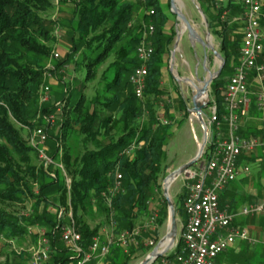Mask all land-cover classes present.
<instances>
[{"label": "trees", "instance_id": "obj_1", "mask_svg": "<svg viewBox=\"0 0 264 264\" xmlns=\"http://www.w3.org/2000/svg\"><path fill=\"white\" fill-rule=\"evenodd\" d=\"M195 1L206 16L209 27H213L218 35L220 52L225 58L219 76L210 82L209 92L208 105L214 104L220 117L223 112L222 92L238 62L241 45L239 33L232 35L229 25L235 24L231 18L235 9L240 14L241 6L238 1H228L220 7L229 11L223 21L220 20V9L215 8L212 0ZM64 2L58 0L61 8L56 11L59 13L57 19L53 20L49 17V13L56 9L52 0H0V235L9 241L15 239L18 244L29 235L35 244L38 236L27 233L28 227L43 228L49 245L56 251L47 264H62L69 259V251L62 244L59 232V227L68 222L65 218L67 211L81 234L79 244L84 249L92 238L100 236L101 227H107L116 235L132 230L141 224V218L150 215L148 203L161 188L160 181L165 176L164 151L171 133L170 124H161L155 110V100L162 93L159 87L160 70L175 36L172 27L165 28L168 16L160 2L74 0L71 11L61 15ZM263 6L264 3L260 11L264 16ZM139 9L142 10L141 20L134 15ZM55 23L66 34L68 45L62 62L73 60L74 55L79 53L78 62L85 66L84 80L93 79L95 68L108 56L112 55V59L101 71L92 97L87 99L80 90L73 101L63 99L62 120L58 121L53 133L46 131L44 148L53 163L46 168L41 162L37 164L34 161L37 152L22 137L20 128L33 127L36 118L39 123L44 122L43 116L52 112L53 106L38 102V87L43 83L44 62L56 40L52 32ZM143 24L145 28L148 24L153 26V33L146 38ZM143 38L152 45L153 52L146 67L143 95L135 98L129 77L132 69L140 64L135 52ZM260 55L264 58V43ZM234 60L236 62L229 66V62ZM108 70L110 76L106 77ZM226 71L230 72V76L223 79ZM250 83H256L253 75L247 78L248 89ZM259 85V91L263 92L264 76ZM256 105L257 99L251 97L248 112L260 119L261 111ZM142 110L146 112L145 118ZM221 127L224 136L226 127L223 122ZM238 133L240 136L241 130ZM72 135L79 138L80 146L78 154L73 157L67 145V139ZM214 135L209 138L202 160L209 158V151L214 147ZM130 147L131 151L128 150ZM255 158L240 154L237 165L242 161L251 163ZM58 163L61 169L56 165ZM116 173L121 175L122 188L112 195L111 207H108L102 192L111 187ZM65 176L70 179L68 189ZM227 189L228 186L218 195L220 208L228 203L227 200L238 202L237 198L233 200L230 197ZM186 192L183 188L174 207L182 221L185 219L182 205ZM26 202L29 208L25 212H10L1 206L4 203L23 206ZM227 206L228 210L238 213L240 205L238 208ZM60 208L63 211L58 217L57 210ZM166 217L164 209L157 213L155 224L159 227ZM249 217L253 216L240 214L231 225L237 228L252 226V218L249 221ZM95 218L98 222L90 226L89 220L94 221ZM111 219L115 221L113 227L109 226ZM158 234L156 230L151 236L154 242ZM136 242L137 245L130 243L126 252L119 244L111 243L104 263L128 264L133 254L152 248L143 246L140 236L136 237ZM179 246L180 242L165 258L174 259ZM223 253L226 254L224 264H264V242L260 238L255 245L238 241ZM10 254L11 258L6 257L0 264H28L29 253L25 250L21 249L19 253L11 251Z\"/></svg>", "mask_w": 264, "mask_h": 264}, {"label": "built area", "instance_id": "obj_2", "mask_svg": "<svg viewBox=\"0 0 264 264\" xmlns=\"http://www.w3.org/2000/svg\"><path fill=\"white\" fill-rule=\"evenodd\" d=\"M230 0H212L215 8L225 6ZM240 4L241 12L238 19L242 27L240 38V48L238 49L239 61L233 67L232 75L227 79L224 92H222L223 106L222 116L219 117L216 106L213 104L208 107V117L205 121L208 129L209 138L214 135V147L209 151V158L195 163L183 173L185 179V188L187 192L183 198L182 211L185 213V219L181 222L182 235H180V246L175 258L171 264H219L217 257L230 247L237 240H245L250 245H255L256 239L247 235L245 228H235L231 226L232 219L236 216L227 208L219 207L218 195L238 177L240 172L248 173L249 169L237 165L240 154L250 152L254 147L260 145L254 138H243L238 135V121L241 116L247 115V109L250 105V98L247 96V78L253 75L255 82L261 84L264 76V65L260 62L261 51L264 43V16L260 11L263 5L262 0H237ZM229 11L222 8V13L228 15ZM152 13V10H149ZM235 17H233L234 19ZM153 33V26L148 24L145 28L144 38ZM140 40L136 47V57L140 64L132 69L129 77V83L134 91L135 98H141L144 92L146 81V67L149 57L153 52V47L145 39ZM57 53H55V56ZM43 91L47 88L44 87ZM257 109L264 110V91L257 96ZM168 121L163 120L161 124L165 125ZM222 122L226 127V134L222 136ZM49 125V123H48ZM44 127L35 128L30 133L28 144L36 149L39 162L44 167L53 164L46 156L45 148L41 146L47 139ZM129 151L132 150L130 147ZM62 168L60 163L56 164ZM50 176L54 177L51 173ZM66 177V176H65ZM121 175H115L113 184L107 190L102 192L104 202L111 207L110 199L113 194L121 190ZM70 179L66 177L65 185L68 189ZM62 208L57 210V216L61 215ZM240 213L245 215L254 212H264V200L253 206H242ZM157 214L151 212L148 222L141 227H134L132 230L123 231L118 234H112L104 240L100 236L91 239L87 248H83L79 242L81 234L74 227V220L69 211L65 214L68 222L59 227L60 240L69 251V259L62 264H88L104 261V257L109 252V245L113 242L119 244L127 251L128 245L134 243L137 245L136 237L140 235L141 228L151 233L155 232ZM115 221L109 224L113 227ZM27 233L36 234L37 240L33 245L32 251L28 257V264H47L50 257L56 251L48 242L44 229L35 226H29ZM148 246H154L153 241H146ZM179 242L174 243L173 248L177 247ZM162 264H169L166 258L161 259Z\"/></svg>", "mask_w": 264, "mask_h": 264}, {"label": "rangeland", "instance_id": "obj_3", "mask_svg": "<svg viewBox=\"0 0 264 264\" xmlns=\"http://www.w3.org/2000/svg\"><path fill=\"white\" fill-rule=\"evenodd\" d=\"M73 1L74 0H65L64 12L61 15H64V14L66 15L68 14V12L71 11V8L74 6L72 4ZM230 1L237 2V0H230ZM159 2L164 8V10L167 12L171 20L170 27L173 28L174 33H175V36L171 43L172 45L170 46V50L167 51L165 54L166 62L164 63V65L161 67V70H160L161 80H159V87L162 90V93L155 100L156 114L158 115L161 122L163 120L168 121L167 123L170 124L169 129L171 131L170 136H168L166 140V146H165V151H164L165 163L167 166V168L165 169V176H164L165 178L167 173L170 172V170L177 168L178 167L177 165H179L181 162L183 163L186 161L188 162L190 157L193 158L196 149H198V146L201 143L202 129L200 128L197 122L198 120L195 114L190 115L188 113V110L192 107L191 97L193 96V94L195 95L194 97L196 101L200 99L198 95V90L201 89L202 87L201 85L202 79H204V77L206 76L207 71L205 72L201 68V65L203 63L201 46L195 41H193L192 39L189 40V34L185 28L182 31L180 30L182 22L177 18V16H174L169 11L170 9L169 0H159ZM174 2L177 3V5L181 8L182 13L189 19V21H191L193 26L200 33V35L202 36L201 37L202 40H205L212 45V48L214 49V51L224 59V64H225V58L224 56H222L220 52L221 48H220L219 37L218 35L214 33V28L209 27L207 23L208 22L207 18L203 14V12L200 10V6L197 3V1L195 0H174ZM52 3L54 4L56 9H54V11L49 13L50 14L49 17L53 20H56L57 17L59 16V13H57L56 11L60 9L61 6L59 5L58 0H52ZM263 3H264V0H263ZM196 4L199 6L197 9L200 11V14L196 10V7H197ZM218 9H220V7ZM263 9H264V6H263ZM221 13H222V9H220V13H219L220 20H223V21L226 20L228 15L221 14ZM141 14H142V10L140 9L134 13L135 17L139 18L140 20H141V17H140ZM227 14H229V12ZM233 17L235 18L233 19ZM238 17H239V13L235 9L234 15L231 18L232 22H234L235 24L233 26L231 25L229 26L231 28L232 35H238L239 33V40H240L241 35H242V27H241V23ZM135 22H136V19L133 20L130 26L132 27ZM144 29H145V25L143 24L142 25L143 34L145 33ZM207 30H209L210 36H207L206 34ZM52 32L53 34H55L56 40L52 43V46H51L52 49L50 51V55L44 62L45 65H44V70L42 72L43 83L40 84L38 87V95H39L38 102L40 104L53 106V109H52V112H49L48 114H45V116H43L44 122L39 123L40 121L37 120L36 118L33 121L34 123L33 127L24 126L22 129L20 128L21 130L20 133L22 134V137L27 140V142L30 141V137H31L30 133L32 132V130L35 128H39L40 126L46 128L45 133L46 131L47 133L49 132L53 133V131H55V129L58 126L57 125L58 121L62 120L61 112L64 106L63 105L64 98H68V101H73L80 90L84 93L87 99L92 97L95 91L94 87L97 86L96 84L100 79L101 71H103L107 67L108 63L112 59V55L108 56L107 59H105L102 64L98 65L97 68H95V77H93V79L91 80L86 81L84 80L85 66L78 62L80 58V55H78L79 53L74 55L73 60L62 62V60L64 59V55H66L68 51V48H67L68 45H67V40H66V34L62 33L60 29V25L55 23V26L53 27ZM55 53H57L56 56H55ZM206 57L207 59H206L205 67H208L209 71L213 73L217 72V69L221 63V58L215 57L209 49L206 50ZM238 61H239V58H238ZM235 62L236 60H234V62L230 61L228 65L230 66V64L232 65ZM105 75L106 77H109L110 70H108ZM229 76H230V72L226 71L224 73L223 79H226ZM182 77H185L187 80L193 82V85L191 86L189 82L182 80ZM256 83L249 84V89H248L249 92H247L248 98L254 97L258 99L257 96L261 92L259 91L260 85ZM246 84H247V81H246ZM194 86L195 88H197V91L195 90ZM44 87L47 88L46 95H45V91H43ZM209 92H210V83H209V90L207 92L208 99H209ZM209 102H210V99L207 102L206 107H204L201 110V114L203 115V118L205 119V121L209 114L208 113ZM198 104H200L199 101H198ZM260 111L262 115L261 117L262 121H264V110L263 111L260 110ZM142 116H144V118L146 117L145 111L142 112ZM242 117L243 116H241V118ZM247 131L251 132V129L249 128V130ZM252 133L254 134H251V137L256 138L260 143V146L257 147L258 151L264 150V145L261 146V144L264 143V136H262V134H257V132L255 131ZM251 137L249 136V138ZM78 140L79 138L74 137V135H72L69 139H67V145L71 148L70 154L72 157L78 154L79 152L80 146H79ZM44 142L41 144L43 148L45 147ZM208 143L209 142H208V136H207V145ZM37 155L34 161L37 162V164H39L40 162H39ZM201 160L202 159H200L199 161ZM250 168H251V172L255 170L253 165ZM261 168L264 170V162H262ZM183 173L181 176L177 177L176 179L169 180L170 186L168 189V197L170 200H172L174 207L177 201L176 198L178 194L182 193L183 188H185L184 184L186 181L185 179H183L184 178ZM161 182L162 180L160 181V186H161ZM162 190L163 189L161 186L159 191H156L154 193V196L150 199L148 203V211H149L148 213L150 215H151V212L153 211L156 212L157 214L159 212H162V210L164 209L167 214V202L166 200H164L161 194ZM263 198H264V183L262 184L261 189L258 190V197L255 201L260 202L261 199ZM246 199L247 198L245 197L239 198L238 202L236 203L235 202L231 203V202H228L227 200L226 202L228 203H225L224 206L230 205L233 208H238L239 205L241 204H245V206L253 204V202L251 201L252 199L250 198H248V200ZM1 206L10 212H13L16 210H18L19 212H25L29 208L28 202L24 203L23 206L19 204L13 205V206L5 205V203L1 204ZM53 211L54 210H52V212ZM174 214L176 217V228H177V235H175V240H174V243H176V241L180 242L179 237L180 235H182V227H181L182 219H181L180 214L175 213V209H174ZM150 215L141 218L142 222L139 221L141 222V224L136 225L135 227L137 226L141 227L142 224H144L145 222H148ZM251 218H252V222H251L252 226H246V225H242V226H245L249 230L250 232L249 234H251L253 238H256L258 240L260 238L261 240H264V216L260 214H254L253 217H249L247 219L249 220ZM89 221H90V226H93L94 224L98 222V218H95L94 221H91V220ZM167 222H168V214L166 217V221H164L162 225H160L159 227L156 225V228H157L156 230H158L159 234L157 235L155 242L151 236L154 235L156 230L155 232L151 233L149 231L148 232L144 231L142 230L143 228H141V233L139 235L140 241H141L140 243L143 244V246H148V244H146L145 242L153 241L155 243L154 244L155 246L157 243L156 241L160 237L165 235L167 231V228H166ZM146 232L148 235H142L143 233H146ZM100 233H101L100 240H104L106 239L108 235H110V231L107 227H101ZM166 244L167 243L165 241L163 245L161 246V248L165 247ZM33 245H34V242L32 241L29 235H27L26 240L21 242V244L20 243L18 244L15 239L9 241L4 237V235L1 234L0 235V262L6 257L8 259L11 258V254H10L11 251L19 253V251L23 249L30 254L32 251ZM154 246H152L151 250L154 248ZM172 249H174L173 246L170 250L164 253L162 257L161 256L157 257L156 260H154L151 264H162L161 259L165 258L166 255L169 254ZM147 252H145L144 250H142V252H136L135 254H133L128 264H139ZM225 255H226L225 253L219 255L217 257V261L219 263L224 264V262H226ZM166 260L168 259L166 258ZM168 262L169 264L173 263V259L168 260ZM88 264H91V263H88ZM92 264H105V263L104 261H101L100 263L93 262Z\"/></svg>", "mask_w": 264, "mask_h": 264}, {"label": "water", "instance_id": "obj_4", "mask_svg": "<svg viewBox=\"0 0 264 264\" xmlns=\"http://www.w3.org/2000/svg\"><path fill=\"white\" fill-rule=\"evenodd\" d=\"M170 2V9L169 11L174 15L177 16V18L183 22V25L185 26V29L188 31L189 34V40L192 39L196 43H198L201 48H202V57H203V63L201 65V68L203 71H207L206 76L204 79H202V87L200 90H198L199 95H203L207 100L204 104L200 105L197 104L194 100V94L191 97L192 100V107L188 110V113L195 114L197 118V122L202 129V135H201V143L198 146V149H196L194 157L189 160L188 162L182 163L180 166H178L175 169L170 170V172L167 173L166 177L162 179L161 186H162V196L164 200L167 202V214H168V222H167V231L165 235L160 237L156 242V245L152 250L147 252L142 259V261L139 264H151L158 256H163L164 253H166L168 250H170L174 244L175 240V235H177V228H176V217L174 214V204L172 200L169 199L168 197V189H169V179H176L177 177L181 176L183 172H185L186 169L189 167L193 166L196 162H198L203 154V151L207 145V135H208V130L206 128V125L204 123L205 119L203 118V115L201 114V110L206 107L207 102L209 101L207 92L209 90V83L211 82L212 79L217 78L220 74V68L224 64V59L219 56L214 49L212 48V45L208 43L205 40H202V36L200 33L197 31V29L193 26L191 21L182 13L181 8L177 5L174 0H169ZM197 5V4H196ZM199 6L197 5L196 10L200 14V11L197 9ZM207 36H210L209 30L206 31ZM209 49L212 54L215 57L221 58V63L217 69V72L213 73L209 71L208 67H205L206 65V50ZM163 241H167L168 243L164 247V249H160L161 243Z\"/></svg>", "mask_w": 264, "mask_h": 264}, {"label": "crops", "instance_id": "obj_5", "mask_svg": "<svg viewBox=\"0 0 264 264\" xmlns=\"http://www.w3.org/2000/svg\"><path fill=\"white\" fill-rule=\"evenodd\" d=\"M164 12L167 14V12L165 10H164ZM167 16H168V14H167ZM170 26H171V20L168 16V21H167V23H165V28L167 29ZM260 60L263 63L264 58L262 57ZM263 65H264V63H263ZM258 111H260V110L258 109ZM247 112H248V110H247ZM259 122H261V123H259ZM256 124H257V126H256ZM238 126H239L238 132H239V130H241L242 134L240 136L243 138H249V136L251 137V133L254 131L260 132L258 134H262V136H264L263 135L264 134V121H262V118H260V119L256 118V116L253 115V113H251V112H248L246 116L242 117L238 121ZM249 128L251 129V132L247 131V130H249ZM238 135H239V133H238ZM262 136H261V138H262ZM263 145H264V143L261 144V146H263ZM241 154H244V155L249 156V157L255 156L256 157L255 161H252L251 163H245L244 161H242L240 163L239 166L247 167L249 169V171H248V173L240 172L238 174V177H236V179L231 182L232 184L230 183L228 185L227 191L230 192V197H232L233 200H235L236 198L239 200V198L245 197V198H247L246 200H248V198L252 199L251 201L253 202V204H256L259 202V201H255L258 197V190L261 189V186L264 183L263 182L264 181L263 180L264 179V170L261 168V164H262V162H264V160H263L264 159V150L258 151V148L254 147L250 152H247V153L242 152ZM191 158L192 157H190V159ZM181 163H183V162H181ZM181 163L179 165H181ZM179 165H177V166H179ZM252 165L254 166L255 170L251 172L250 167ZM263 200H264V198L261 199V201H263ZM253 204L248 205V206H253ZM242 206H245V204L240 205L239 209L237 210L238 213H235L236 214L235 217L242 214V213H240L241 212L240 209ZM225 208H227V205L223 206L221 209H225ZM254 214H260V215L264 216V212H260V211L254 212L253 214L246 215V216H254ZM243 215H245V214H243ZM235 217H234V219H235ZM235 228H237V227H235ZM240 228L246 229V227H240ZM246 231L248 232L247 229H246ZM248 233H247V235L250 238H253ZM253 239H256V238H253ZM256 240L258 242V239H256ZM238 241H240V240H237L236 242H238ZM243 241H245V240H243ZM262 241L264 242V240H262ZM219 264H222V263H219Z\"/></svg>", "mask_w": 264, "mask_h": 264}, {"label": "bare ground", "instance_id": "obj_6", "mask_svg": "<svg viewBox=\"0 0 264 264\" xmlns=\"http://www.w3.org/2000/svg\"><path fill=\"white\" fill-rule=\"evenodd\" d=\"M184 28H185V26L183 25V22L181 23V28H180V30L182 31V30H184ZM180 33V32H179ZM182 80H184V81H187V82H189V84H191V86L193 85V82H191V81H189V80H187V79H185V77H182ZM194 88H195V86H194ZM195 90L197 91V88H195ZM200 90V89H199ZM198 95H199V93H198ZM195 96V95H194ZM199 97H200V99H198L197 101L195 100V97H194V100H195V102L198 104V101H199V103H200V105H202V104H204L205 102H206V98L204 97V96H201V95H199ZM205 123V122H204ZM197 163V162H196ZM170 180V179H169ZM169 180H168V182H169ZM165 241H163V243H164ZM163 243H161V246L163 245ZM166 243H168L167 241H166ZM160 249H164V247H160ZM162 256V255H161ZM158 257H160V256H158Z\"/></svg>", "mask_w": 264, "mask_h": 264}]
</instances>
